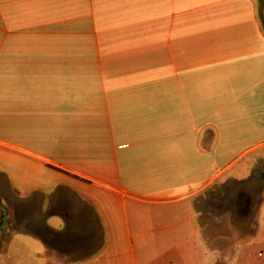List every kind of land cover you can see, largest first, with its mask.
Wrapping results in <instances>:
<instances>
[{
	"label": "crops",
	"instance_id": "obj_1",
	"mask_svg": "<svg viewBox=\"0 0 264 264\" xmlns=\"http://www.w3.org/2000/svg\"><path fill=\"white\" fill-rule=\"evenodd\" d=\"M258 1L0 0V183L65 200L55 259L264 264V200L229 256L201 208L213 184L264 174Z\"/></svg>",
	"mask_w": 264,
	"mask_h": 264
},
{
	"label": "rangeland",
	"instance_id": "obj_2",
	"mask_svg": "<svg viewBox=\"0 0 264 264\" xmlns=\"http://www.w3.org/2000/svg\"><path fill=\"white\" fill-rule=\"evenodd\" d=\"M258 11L261 17H263L264 3L258 1ZM37 34V33H35ZM49 33H44V35ZM44 38L35 36L34 44H47V45H60V44H74L72 39L60 38L61 33H50ZM56 35V36H55ZM86 44V43H84ZM4 177V176H3ZM0 183V202L5 200L7 205H4L8 209V221L2 232L0 233V264H67L62 260L55 259L53 257L54 250L61 251L65 247L62 244L61 238L63 234L52 233L49 228H46L47 218L55 212V210L63 207L65 200H61L59 197H53L50 199H43L42 195L32 196L28 198L25 193L15 192L8 179ZM264 192V174L253 175V177L247 181H234L228 180L224 185L213 184L210 192L209 203L206 207H201L204 210L205 222L209 219L213 224L216 220L221 219L219 228L217 230L211 229L212 237L225 238L228 241L226 253L230 254L234 248L232 243L239 237L245 238V227L248 226L251 213L254 207L262 203L264 197L261 196ZM31 199V200H30ZM50 201L47 210L45 209V202ZM65 206V205H64ZM37 210L36 220L31 215L30 220L25 218L29 217L27 214L30 211ZM88 212V213H87ZM89 210L83 208V217L89 214ZM21 213L20 217L17 214ZM3 211L0 210V226L2 224ZM209 216V217H208ZM221 216V217H220ZM72 218H80L81 214H72ZM208 217V218H207ZM51 223L58 224L59 220L53 217L50 220ZM71 224L72 228L75 224L85 225L82 218L77 222ZM61 223V222H60ZM75 227V226H74ZM84 227V226H81ZM19 232L17 235L18 240L10 244H6L10 239L12 233ZM21 233H29L38 237L42 242L36 239H30L23 236ZM263 235V231L259 232L258 237ZM234 244V243H233ZM60 256V255H59ZM216 264H228V261H218Z\"/></svg>",
	"mask_w": 264,
	"mask_h": 264
},
{
	"label": "water",
	"instance_id": "obj_3",
	"mask_svg": "<svg viewBox=\"0 0 264 264\" xmlns=\"http://www.w3.org/2000/svg\"><path fill=\"white\" fill-rule=\"evenodd\" d=\"M0 210H2L4 213L3 223L0 226V233H1L8 221V209L2 202H0Z\"/></svg>",
	"mask_w": 264,
	"mask_h": 264
},
{
	"label": "trees",
	"instance_id": "obj_4",
	"mask_svg": "<svg viewBox=\"0 0 264 264\" xmlns=\"http://www.w3.org/2000/svg\"><path fill=\"white\" fill-rule=\"evenodd\" d=\"M263 25H264V22H263ZM2 219H4V213H3ZM2 223H3V221H2Z\"/></svg>",
	"mask_w": 264,
	"mask_h": 264
}]
</instances>
